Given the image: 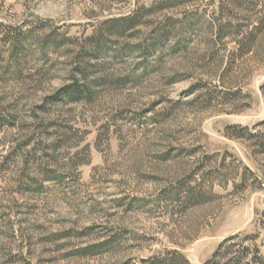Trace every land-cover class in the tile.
Here are the masks:
<instances>
[{"label": "rangeland", "instance_id": "rangeland-1", "mask_svg": "<svg viewBox=\"0 0 264 264\" xmlns=\"http://www.w3.org/2000/svg\"><path fill=\"white\" fill-rule=\"evenodd\" d=\"M264 264V0H0V264Z\"/></svg>", "mask_w": 264, "mask_h": 264}, {"label": "trees", "instance_id": "trees-1", "mask_svg": "<svg viewBox=\"0 0 264 264\" xmlns=\"http://www.w3.org/2000/svg\"><path fill=\"white\" fill-rule=\"evenodd\" d=\"M144 264H190L189 260L180 252H167L143 261Z\"/></svg>", "mask_w": 264, "mask_h": 264}]
</instances>
